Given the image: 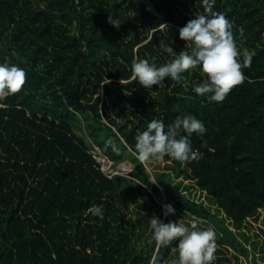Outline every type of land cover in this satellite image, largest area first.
Returning a JSON list of instances; mask_svg holds the SVG:
<instances>
[{"label":"trees","instance_id":"trees-1","mask_svg":"<svg viewBox=\"0 0 264 264\" xmlns=\"http://www.w3.org/2000/svg\"><path fill=\"white\" fill-rule=\"evenodd\" d=\"M214 11L238 48L254 52L222 103L192 90L199 69L152 89L131 71L135 59L174 58L160 41L190 51L179 28L204 14L202 0H0V63L26 70L22 89L0 97V264H172L178 241L157 245L147 222L178 220L155 201L160 188L180 214L215 230L213 264H233L230 254L264 264L253 238L264 208V0H216ZM187 114L207 128L191 137L202 158L165 156L152 181L146 162L155 159L137 158V134ZM93 145L131 171L106 174Z\"/></svg>","mask_w":264,"mask_h":264},{"label":"clouds","instance_id":"clouds-1","mask_svg":"<svg viewBox=\"0 0 264 264\" xmlns=\"http://www.w3.org/2000/svg\"><path fill=\"white\" fill-rule=\"evenodd\" d=\"M216 0H202L204 14L195 15L179 28V37L191 41L194 47L177 53L173 43L160 41L163 52L174 58L158 66L156 61L135 59L131 65L133 79L145 89L165 86V78L181 81L189 70L199 69L203 79L194 84L193 91L209 102L222 103L234 86L242 84L245 75L242 68L250 67L254 52L238 48L231 31L232 24L226 15L214 11ZM109 22L119 27L121 21L109 17ZM243 57L241 61L240 57ZM26 82V70L9 61L0 63V97L19 92ZM207 128L193 114L178 116L174 122L165 124L162 119H152L144 131L137 134L135 154L141 162L161 160L165 156L182 163L202 158L203 153L194 150L191 137L195 133L202 140ZM114 151L113 141H106ZM206 146V141L204 142ZM164 215L175 213L171 203L162 205ZM91 213L104 218L103 205H93ZM152 229V238L157 245L178 241L174 251L178 259L172 264H213L216 259V232L213 228H198L195 223L187 226L182 221L163 222L153 215L147 220Z\"/></svg>","mask_w":264,"mask_h":264},{"label":"rangeland","instance_id":"rangeland-1","mask_svg":"<svg viewBox=\"0 0 264 264\" xmlns=\"http://www.w3.org/2000/svg\"><path fill=\"white\" fill-rule=\"evenodd\" d=\"M166 162L167 161L162 160V159L161 160H153L150 163L146 162L147 171L149 172L150 178L152 181H154L153 173L154 172H162ZM170 162L171 161H169V163ZM121 163H126L127 167L123 165L124 169H127V168L130 169V167L132 168V165L129 164L128 161H123ZM121 163H119V164H121ZM124 169L123 170L117 169V170L123 172ZM179 179L180 178H176L175 180H179ZM185 182H188V181H185ZM144 197L146 198V200H148L146 196H144ZM153 197H154L155 201L161 206V211H164L162 205L165 203H168L164 191L160 188L159 194L154 195ZM199 197L203 198V194H200ZM146 204H147V206H149L150 201L149 200L146 201ZM174 214L179 221H182L185 224L189 223L190 224L189 226H191L193 223H195L198 228H201V229L208 228V226H206L203 222L198 221L197 219L182 215L177 210L175 211ZM263 218H264V208L260 209L257 219L255 221H253V224L255 227L254 232L258 234V236L253 237V238L255 241H258L262 245L264 244V221H263ZM228 256H230L231 262L234 264L235 258L231 254ZM216 263H217V261H216ZM238 264H249V263H247L243 257H240Z\"/></svg>","mask_w":264,"mask_h":264},{"label":"built area","instance_id":"built-area-1","mask_svg":"<svg viewBox=\"0 0 264 264\" xmlns=\"http://www.w3.org/2000/svg\"><path fill=\"white\" fill-rule=\"evenodd\" d=\"M3 104L0 102V106H2ZM91 153L93 158L96 160L97 163H99L100 165V169L102 171H104L106 174L108 175H112L113 173H117V174H127L131 171V167L130 169H124L123 165L127 167L126 163H117L115 164L113 160L109 159L106 155H104L103 153H101L99 147L97 145H93V147L91 148ZM119 164V165H118ZM119 170H123L124 171H118Z\"/></svg>","mask_w":264,"mask_h":264}]
</instances>
